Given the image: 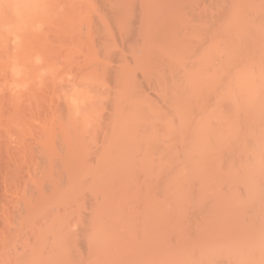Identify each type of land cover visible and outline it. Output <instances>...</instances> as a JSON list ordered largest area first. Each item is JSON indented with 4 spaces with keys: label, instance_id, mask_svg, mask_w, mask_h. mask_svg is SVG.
<instances>
[{
    "label": "bare ground",
    "instance_id": "6f19581e",
    "mask_svg": "<svg viewBox=\"0 0 264 264\" xmlns=\"http://www.w3.org/2000/svg\"><path fill=\"white\" fill-rule=\"evenodd\" d=\"M91 1L93 2V0H0V166H2L0 174L4 177V182L7 181L4 184L0 182V188L5 186L3 187L5 192L6 190H8L7 192L10 191V195L23 193L24 196H29L28 198L24 197L25 200L21 197L23 199V201H21L22 199L20 200L21 204H18V199L15 198L17 200L14 201L17 203L15 202L14 206H21L20 215L26 214L22 218L23 220L29 214L31 216L34 215L30 219H25L26 222L19 223L23 227L21 229H18L20 228L18 224L12 230H10L12 227L8 229L6 225L7 230L0 231L2 238L7 240L3 248L8 243L11 244V240L14 237L12 245L17 244L14 242L18 240L27 243L29 242L27 238H34L39 231L36 239H30L31 243L32 240H35V243L31 244L33 248L27 247L25 249V247L22 249L29 251L28 253H20L19 251L16 252L20 253L18 256L11 257L10 254H7L8 250L1 249L0 255H2L1 257L5 256L6 259L3 261L4 259L0 257L2 259L0 261H3L0 264H36L38 260L37 254H40V250L43 249V246L46 247L49 242L48 246H51L49 247L51 250L48 248L47 250L49 251L42 250L49 252L47 256H43V258L45 257L44 260H47V258L51 259L50 254L52 253L55 254L53 256L56 259L59 256L63 260H67L66 257L69 256L72 261L74 253L76 257H79H75L76 259H80V256L86 257H82L83 260L72 261L73 264H84L88 261H94V257H100L98 255L99 251L111 250L110 242L112 241L109 239L115 238L113 235L120 236V234L113 231L116 225L120 224L123 226L127 224L129 227L134 228H131L132 231H137V235L144 236L146 234L144 231L139 232L150 227L142 228L138 226L140 230L135 229L132 224L136 221L138 222V220L132 218L126 212H129L128 205L130 204L128 203H134L135 200L141 201L142 209L146 208V210H142L144 212L142 215L147 213L148 215L143 216L148 220L151 219L149 221L152 225L157 223L164 228L163 235L156 233H151L154 234L151 235L148 232L147 235H157L156 238L160 236L163 239H159L163 243L170 236L172 237L169 239L179 238L180 236V238H183L184 236L181 232L177 233L178 228L184 229L185 221L188 220L187 218L192 217L189 215L188 217L186 214H189V212L190 215L195 213L193 215L195 222H191L192 224L187 222L190 225L186 226L187 228L184 231L188 235L186 230L192 228V234H195L196 239L192 238L193 240L189 241L192 245L190 246L189 243L186 249L180 248L181 251L172 247L179 253L173 252V250L170 251L171 253H166L167 256L162 253L161 256L164 255L163 259L168 261L162 260L163 264H264V0H235L234 3L232 1L230 9H223L222 6L226 7V1H223L225 4L221 5L222 0H218L220 1L218 3L219 8L216 7V9L214 8L216 5L211 4L213 7H209L208 11L214 9L212 12H210L211 10L209 11V13H214L217 10L219 11L217 15L220 17L223 11L224 14L221 19L218 16L213 17V14L207 15L208 13L203 12H208L207 9L205 10L207 8L205 7L206 5L204 8L201 7L208 1L204 2V0L200 6L202 9L198 8V10H201L200 14L203 12L205 17L212 16L210 22L213 20L211 22L213 24L209 23L210 25L207 24L208 22H204V20L207 21L208 19L197 21V18H200L197 16L199 11L190 10L194 8H189L193 5L195 7L200 5L196 3L197 1L199 3L200 0H196V2L193 0L195 4L191 2L192 6L190 4V6L186 5L188 7H183V4H187L189 0H180L179 2L183 1L181 3L178 2L181 6L173 4L180 6L182 9H178L180 14H175L173 13L176 12L175 6H173L174 11L172 10L171 13L176 16L173 15L174 17L172 16V18L170 17L171 13L168 14L171 9L168 11L166 6L178 0H140V2L143 1L142 3H144V9H140L144 11L138 10L139 7L136 8L139 13L140 11L143 13L142 15L138 13L142 19L138 14H135L137 12L133 8V6L135 7L134 4H138L137 0L133 2L129 0V2L133 3H130V5H133L132 8H129L128 0H111L110 2L101 0V3L105 2L103 5L98 4L101 9L96 3L98 0H95L93 4ZM210 1L216 2L217 0ZM97 8L99 12L97 10L94 17L95 20H93L92 17ZM107 8H111L109 9L111 12H108ZM103 9L107 10L103 11ZM130 9L133 11L132 13L130 12L133 15L129 14ZM185 11L198 12L196 20H190V22L200 23L192 25L187 22V15L190 16L193 12L188 14ZM98 13L103 14V17ZM110 13L111 19L108 15ZM134 14L138 15L140 21H143L140 22L141 25L138 23V25L142 26L141 29L134 28V31L136 29L141 31L136 32V34L141 33L140 38L142 40L138 39L141 41H139L140 44L131 40V43L134 42L133 44L128 45V47V43L124 45V48L131 50L129 54L126 49L124 51V48H121V45L119 47L118 43L116 44L113 43L114 41L109 40L113 36L115 38V35L112 36L111 33L112 31L114 34V29L109 30V22L107 23L105 20L110 19L109 21H112L110 22L111 24L114 23L117 29H122V34H126L125 38L127 39L128 33L134 32L132 29L135 25H132L131 21L135 22L138 19L137 17L133 18ZM201 16L204 18V15L201 14ZM99 17L101 20L103 19L101 21L102 24H100ZM216 19L219 21L215 22ZM176 22L184 25L180 26ZM174 23L177 24L176 26L179 25L177 29L174 28L176 27ZM187 23L191 24V26L187 27L189 26ZM160 24L164 25V28L161 29L159 27ZM185 25L188 29L185 27L184 30L191 32H183L184 30H181ZM156 26L160 28L159 31L158 28H154ZM116 27L114 28L116 29ZM191 27L192 29H189ZM204 28L208 29L205 31ZM155 29L157 30L154 31ZM151 30L154 33L151 34ZM119 32L121 33V31ZM181 32L182 36L185 33L184 38L179 35ZM205 33L207 35L203 36ZM174 34L179 36H174ZM109 35L111 36L108 39ZM180 36L182 38H179ZM101 37L102 39L105 38V40L103 41ZM120 37L122 39L124 36ZM202 43L205 45L202 46ZM113 44H116L117 48ZM191 44L193 48L190 46ZM115 49L125 52L126 55L124 53L123 55L120 54L122 57H129L120 58L118 61V63L120 62L118 64L119 68L113 71L111 68L114 67L112 65L109 67L110 63H107V61L111 60L112 64L115 56L113 52L117 51ZM111 55L114 56L111 58ZM137 72L141 74H136ZM110 84L114 88L112 91L109 89L111 87ZM150 87L155 92H146ZM105 106L108 107L105 111L106 113L103 112L104 108H106ZM109 109H111L110 117L107 116V112H110L108 111ZM35 122H37L38 126H35ZM99 128L100 130H98ZM35 130L36 132H34ZM97 130L99 131L98 135H96ZM101 130L105 132V135H103L104 139L101 136ZM27 134H33L34 137L29 136L33 138L34 143L32 140L29 142L31 138L27 140ZM95 139L97 143H94ZM100 139L103 143L99 144ZM96 144L98 146L103 145L101 151L98 149L100 153L97 152L96 154L98 158L95 159L97 164L89 161L94 156L93 153L95 154L96 152L95 149H92L96 147L94 146ZM34 148H37V150ZM35 151L38 153H35ZM135 162H138L139 166L133 167L132 163ZM29 163L34 167L33 173L40 172L38 174L26 173L28 181L24 180V183L31 182V179L35 181L33 185L36 184L37 194L33 193V198L28 195L31 192L27 190L31 189L32 182L29 185L23 184L25 186L23 191L26 193L21 192L22 185L20 187V183H17L24 174L22 172L25 169L22 167L29 169L30 167H27L31 166ZM39 163L42 164L40 167L42 169L36 171L37 169L35 168H40L34 165H39ZM90 163L92 164L90 165ZM93 164H95V167L92 166ZM126 164H131L129 170L131 167V169L135 168L130 170L135 174L138 169L136 167L141 166V169L146 170H141L142 174L146 175L138 177L144 183H148L146 182L148 178L164 184L165 182H159L157 178L162 176L173 182V186L165 184L167 185L165 189L164 185L159 186L150 181L148 184L153 183L160 188L155 189L152 184L151 189H155V192L150 191V188L146 189L145 192H142V190H131L133 187L130 185L128 187L126 185L127 182L132 181L130 183L132 185L135 184L133 186L136 187L142 185L138 187L139 189L144 186V183L138 184L132 180V174L126 173L122 169ZM54 166L56 167L54 168ZM147 168L151 169L149 172L151 177L148 176L149 173L147 174ZM32 169L30 168L29 170L32 171ZM54 170H57L58 174ZM53 172L56 177L54 182L50 180L53 179ZM105 172L109 173L105 174L108 179L104 180L106 178L104 177L97 180V176L99 174L103 175ZM116 173H118L117 176ZM45 177L49 178L46 179ZM43 178L47 182L48 180L52 181V186H49L51 185L50 183L45 184ZM89 178H91L90 180L94 179L95 189L84 188L92 184L90 180L89 184H87L88 182L85 184L84 181H88ZM95 180L105 181L106 183L97 185ZM114 180L119 183L115 185ZM18 182L22 183V181ZM108 184L109 186L113 185L111 187H115L117 192L112 191L114 197L110 194L112 199L110 197L107 199L116 200L117 202L107 200L109 203L106 201V204H112L113 202L109 206H114L115 208L112 207L113 209L111 210V208L106 207L109 210L107 209L108 212L104 214L103 206L101 205L102 207H100L97 204L98 197L95 198L97 199L93 201L95 206L92 207V210L89 209L91 214H93L89 217L94 221L93 226L89 227L90 224L85 226L89 230L83 226L86 229L85 231L88 230V233L86 232L87 235H90L89 237L84 235L85 241L82 243L91 240L89 242L91 243L89 248L90 250L92 249L90 253L94 255L97 252V256L89 253L84 255L83 252L84 250L87 251V249H84L82 253H77V255L75 253L78 249L74 250L75 246H79L82 243L79 244L77 241L74 243V240H81L82 236H77L80 235L78 234V229L71 230V226H73L71 223L74 222L71 219L74 220L76 218L74 216L70 217V215L75 214L70 213L74 212L72 211L74 202L77 203L74 198L82 190L86 189H90L89 193L83 191L86 194L91 195L93 192L100 191L99 195L101 196V193H103L101 192L103 191L102 189L110 188L107 187ZM96 186H99V188ZM47 187L48 189H45ZM49 187H52V189ZM161 187L164 190H168L164 195H157L160 199H162L161 197L164 199L160 200L156 196L152 198L151 195H156L154 193L159 191L158 189H161ZM168 187L172 188V192ZM80 188L83 189L79 191ZM219 190L222 192H218ZM13 191L17 193H11ZM135 192L139 194H135ZM108 193L105 192V194ZM195 193L197 194L194 195ZM4 194L6 195L7 193ZM81 194L83 195V193ZM217 194H220V196H217ZM5 195L3 197H6ZM82 195L80 196L82 197ZM209 195H214L217 198ZM94 196L98 195H93L92 197ZM195 198L197 200L198 198L200 199L197 202V200H193ZM2 199L12 200L10 198ZM44 200L48 204H44ZM82 201L85 202L84 200ZM175 201L177 202L174 203ZM81 203L76 205H81ZM207 203L211 205L209 206ZM2 204L6 206H2L3 211L0 212L2 214L0 219L4 215L3 219L8 221L11 215H9L10 213L8 214V220L5 218L8 213L6 209L9 208L10 211V208L13 207L10 206L12 202L9 204L10 207L7 206V201L6 204L2 201ZM106 204L103 205L106 206ZM50 205L54 208L61 206L60 208L63 207V209H55V214L52 216L50 212L45 214L46 212L44 211ZM145 205L146 207H144ZM180 205L182 206L180 207ZM132 206L134 209V205ZM176 206L183 210V212H177L179 216L175 213V209L180 210ZM183 206L185 207L182 208ZM214 206H218V208ZM39 207L43 209H41L43 212L38 210ZM190 207H193L194 210ZM99 208L101 209L100 212ZM187 208H190L188 209L189 212H187ZM115 209L120 210L116 211ZM14 210L11 208L13 213ZM110 211H113L112 215ZM19 213L13 216L15 217ZM249 213L253 214L255 220L251 219ZM100 214L104 215L101 216ZM231 216L232 218L227 219V217ZM68 217L70 218L68 219ZM172 217L178 220L176 221ZM15 219L17 220L16 217ZM102 219L110 222L105 224L106 222L102 221ZM196 219L198 220L196 221ZM231 219L234 222H231ZM121 220H124L123 222L125 223L121 222ZM189 220L192 221V218ZM227 220L232 224L236 221V224H233L235 227H232L236 228L233 231L237 230L236 234H234L236 236H232L230 233L231 226L225 225V223H229ZM77 221H81V219ZM178 221H184L180 222L183 223L180 227ZM250 221L256 222L250 223ZM11 223L13 224V222ZM32 223L33 226L37 225L35 227L39 230L36 231L35 229L36 232H32L31 230L35 228L32 226L33 228L30 229ZM76 223L78 225L81 222ZM136 224L141 225L140 222ZM217 224L224 225L219 226ZM0 225L2 227L3 224ZM77 225L75 226L81 227V225ZM109 225L114 226L108 227ZM120 225L119 227H121ZM216 225L219 226V229ZM126 226L122 228H126ZM5 227L3 226V229ZM212 227L215 228L213 229ZM0 229L2 230V228ZM15 229L19 231L16 232L17 230ZM150 229H148L149 232L154 230ZM9 230L12 232H7L4 236L3 233ZM119 230L121 229L119 228ZM128 230L123 229L120 232L123 235L122 231L125 233ZM194 230L197 235L193 233ZM74 231L78 232L73 233ZM132 231L129 230L128 232ZM29 232L35 234H30L28 237L23 235ZM214 232H219L221 235ZM112 233L113 235L108 237ZM15 235L27 238L19 237L17 239ZM132 235L134 236V234ZM74 236L78 238H74ZM127 236H131V234ZM134 237L131 236L130 238L137 239L136 236ZM2 238H0V241L5 243V240H1ZM141 239L146 240L145 237ZM205 239L208 240L203 242ZM115 240L113 241L114 243H116ZM139 240L138 238V240H133V242ZM143 240L140 241L142 242ZM180 241L176 240V242ZM183 241L180 244H186ZM141 242L136 243L138 247H141L140 250L144 249L142 246H145L143 245L144 241L141 244L142 246H139ZM145 242L147 243L148 241L146 240ZM150 244L152 243L150 242ZM24 245H28V243ZM20 246L22 247V245ZM163 246L166 247V245ZM9 247L6 249H9ZM15 248L17 247L15 246ZM12 249L15 250L14 248ZM38 251L40 252L38 253ZM92 251L94 252L92 253ZM105 252L100 254H105ZM40 255H43V252ZM7 256L8 258L9 256L14 258V261L16 259V261H11V258L7 259ZM53 256L52 259L56 260ZM112 256L114 258L116 255L113 254ZM158 257L161 258L159 255ZM158 257H155V259H158ZM41 258L39 257V260ZM85 258H89V260L85 261ZM113 258L112 262H114ZM101 259L104 260L105 258ZM146 260L149 262L150 259L147 258ZM95 261L86 264H93ZM97 261L101 264V260ZM62 263L64 264L63 261ZM155 263L162 264L158 260Z\"/></svg>",
    "mask_w": 264,
    "mask_h": 264
},
{
    "label": "rangeland",
    "instance_id": "374dc122",
    "mask_svg": "<svg viewBox=\"0 0 264 264\" xmlns=\"http://www.w3.org/2000/svg\"><path fill=\"white\" fill-rule=\"evenodd\" d=\"M96 1H97V0H96ZM100 1H101V0H98V2H96L97 5H98V4H100V5L102 4V5H103V3H105V2L101 3ZM102 1H105V0H102ZM107 1L110 2L111 0H107ZM130 1L133 2L134 0H130ZM179 1H180V0H178L177 2L174 1V3H171L172 6H171V5H169V6L167 5L168 7L166 6V8H168V11H169V9H171L170 12H169L168 14H170V13L172 12V10L174 11V8H175V11H176V12H173V13L178 14V13L180 12V10H179V12H178V9H179L180 6H181L180 4H178ZM194 1L196 2V0H194ZM203 1H204V0H200L199 3H198V1H197L196 3H197V4H200V5H198L197 7H195V5L192 6V3L195 4V2H193V0H192V1L189 0V2L186 1V2H188L187 4H183V3H182V4H183V7H185L186 5H189V4H190L192 7H189V8H194V9H190V10H196V11H199V13L196 12V11H195V12L191 11V12H193V14H195V15H193V14H190V16L187 15V17H186V19H187L186 21H187V22H190V20H191V21L196 20L195 18H196L197 16L200 17V18H197V19H198L197 21H203L204 19H208L207 21L204 20V22H208L207 24H209V23H210V24H213V23H211L213 20L210 22V18H212V16H213V17H217V16H218V18L221 19V17H222L223 14H224L223 11H222L221 17H220L219 15H217V12H219V11H217V10H215L214 13H209L210 10H211L210 12H212L214 9H213V10L210 9V10L208 11L209 7H211L212 5H216V6H214V8H216V7L219 8L218 3H220V1L217 0L216 2H213V1L208 0L207 3H208L209 5H208L207 3L203 4ZM223 1H226V4H225V2H223ZM232 1H233V3H234L235 0H222V2H221L222 4H221V5L225 4V6H226V7L222 6V8H223V9H225V8H226V9H230V8H231V5H232ZM91 2H92V1H91ZM128 2H129V0H128ZM132 2H129V6H130L129 8H132L133 5H130V3L133 4ZM139 2H140V0H137V3H138V4H134L135 7L133 6L135 12H137V13H135V14H138V13H139V11H137V8H136V7H139L138 10H142V9H140V8H143V7H144V5H143L144 3H142L143 1L140 2L141 4H140ZM181 2H183V1H181ZM181 2H179V3H181ZM191 2H192V3H191ZM201 2H202V3H201ZM204 2H206V0H205ZM210 2H213V3H210ZM93 3H95V0H93L92 4H93ZM106 3H108V2H106ZM173 4H177V5H180V6L173 5ZM201 4H203V5L201 6ZM211 4H212V5H211ZM97 5H96V7H97ZM100 5H98L99 9H101V8H100ZM190 5H189V6H190ZM205 5H206V6H205ZM106 6H107V5H106ZM108 6H109V5H108ZM170 6H171L172 8H171ZM173 6H175V7L173 8ZM200 6H201L202 8H204V6L207 7V8H205V10L207 9L208 12L203 11V12H205V13H208L207 15H211V14H213V15H212V16H207V17H205V14L202 12L201 14L204 15V18H202L201 14H200L201 10H198V8H200ZM94 7H95V6H94ZM104 7H105V4H104ZM104 7H102V8H104ZM169 7H170V8H169ZM176 7H178V8H176ZM186 7H188V6H186ZM212 7H213V6H212ZM212 7H211V8H212ZM135 8H136V9H135ZM166 8H165V9H166ZM196 8H197V9H196ZM202 8H200V9H202ZM217 8H216V9H217ZM94 9H95V8H94ZM107 9H108V10H107ZM107 9H105V10H107L108 12H111V11H109V9H111V8H107ZM143 9H144V8H143ZM180 9H182V8H180ZM97 10H98V8L95 10V13H94V15H93V17H92L93 20H95L94 17H95V15H96V13H97ZM105 10L103 9V11H105ZM187 10H189V9H187ZM203 10H204V9H203ZM219 10H221V9H219ZM92 11H93V10H92ZM107 11H106V12H107ZM142 11H144V10H142ZM164 11H167V10H164ZM225 11H226V10H225ZM93 12H94V11H93ZM98 12H99V10H98ZM108 12H107V13H108ZM130 12L132 13L133 11H131V9H130V10H129V14H131ZM185 12H187L188 14L191 13L190 11H185ZM185 12H184V13H185ZM215 12H216V13H215ZM220 12H221V11H220ZM140 13H141V15L143 14L141 11H140ZM140 13H139V14H140ZM197 13H198V15H197ZM225 13H226V12H225ZM91 14H92V12H91ZM98 14H100V13H98ZM135 14H134L133 18H134V17H137V18H138V15H139V14H138V15H135ZM175 14H172V13H171V14H170L171 16H170V15H169V16L172 18L173 15L176 16ZM179 14H180V13H179ZM215 14H216V15H215ZM100 15H101V17H103V16H102L103 14H100ZM108 15H109V18L111 19V16H110L111 13L108 14ZM131 15H133V14H131ZM141 15H139L140 18H141ZM165 15H167V13H165ZM185 15H186V14H185ZM196 15H197V16H196ZM199 15H200V16H199ZM98 16H99V15H98ZM129 16H130V15H129ZM163 16H164V15H163ZM174 16H173V17H174ZM194 16H195V17H194ZM104 17H105V16H104ZM189 17H190V18H189ZM192 17H193V18H192ZM208 17H209V18H208ZM106 18H107V17H106ZM106 18H105V19H106ZM201 18H202V20H200ZM98 19H100V17H99ZM110 19H109V20H110ZM141 19H142V18H141ZM192 19H193V20H192ZM107 20H108V19H106L105 22H107V23H108V22H109V23L112 22V21H109V20L107 21ZM130 20H132V19H130ZM130 20H128V21H130ZM136 20H137V21H136ZM136 20H135V22H133V20L131 21V22H132V25H135V27L133 26V29H132L133 31H134V28H140V29L142 28V26H140V25H141L140 22H143V21H140L139 18L136 19ZM101 21H103V19H102V20L100 19V24H102ZM160 21H161V20H160ZM168 21H169V20H168ZM176 21H177V20H176ZM216 21H219V20L216 19L215 22H216ZM113 22H114V20H113ZM204 22H202V24H204ZM109 23H108V26H110V28H109V27H108V28H109V30L114 29V34H113L112 31H111V33H112V36L115 35V38H114V36H113V38H112L113 40L110 38L111 35L108 36V39L110 38V39H109L110 41H114L113 43H116V44L118 43L119 47H120V45H121V48H124V45H126L127 43H128V44H127V47H128V45H131V44H133L134 42L140 44L141 41L138 40V39H141V38H140V37H141V35H140L141 33H137V34H136V32H141L139 29H136L133 33H132V32H131V33H128L129 36H128L127 39H126V38H125V35H126V34H124V35L122 34V33H123V30H122V29L118 28V29H120L119 31H121V33H120L119 31H117L118 29H117V27L114 25V23H112L114 26H113L111 23H110V24H111V25H110ZM138 23H139L140 25H138ZM176 23L180 24V22H176ZM190 23H191L192 25H194V23L198 24V23H200V22H198V23H197V22H190ZM158 24H159V23H158ZM181 24H182V23H181ZM181 24H180V26H183V25H184V24H183V25H181ZM191 24H188V23H187V25H189V26H187V27H190ZM210 24H209V25H210ZM142 25H143V24H142ZM160 25H161V24H160ZM160 25H159V27H161V29L164 28V25H161V26H160ZM176 25H177V24L174 23V26H176ZM112 26H113V27H112ZM128 26H129V24H128ZM174 26H173V27H174ZM111 27H112V28H111ZM114 27H116V29H115ZM178 27H179V25L176 26V27H174V28L177 29ZM185 27H186V25L184 26V28L182 27L183 29L181 28V30H184ZM187 27H186V28H187ZM130 28H132V27H130ZM152 28H153V27H152ZM152 28H150V29H152ZM154 28H158V26H156V27H154ZM159 29H160V28H158V31H159ZM175 29H173V30H175ZM179 29H180V28H179ZM187 29H188V28H187ZM189 29H192V27L189 28ZM200 29H202V28H200ZM204 29H205V31H206L208 28H207V29L204 28ZM85 30H86V29H85ZM130 30H131V29H130ZM137 30H139V31H137ZM156 30H157V29H155L154 31H156ZM115 31H116V32H115ZM151 31H152V32H150L151 34L154 33L153 30H151ZM187 31H188V30H184L183 32H187ZM129 32H130V31H129ZM178 32H180V31L178 30ZM188 32H191V31H188ZM202 32H204V31H202ZM116 33H117V34L120 33V34H118V36H117ZM126 33H127V32H126ZM134 33H135V34H134ZM174 33L177 34L176 32H174ZM175 34H174V36H177V35H175ZM119 35H120V36H124V37H122V39H121V37H120ZM136 35H139V36H136ZM179 35L182 36V32L179 33ZM179 35H178V36H179ZM205 35H207V34H206V33L203 34V36H205ZM101 36H102V35H101ZM178 36H177V37H178ZM181 36H180L179 38H182L183 36L185 37V33H183V36H182V37H181ZM103 37H104V36H103ZM137 37H138V38H137ZM184 37H183V38H184ZM118 38H119V39H118ZM123 38H124V40H123ZM203 38H205V37H203ZM101 39H102V37H101ZM200 39H201V38H200ZM206 39H208V37H206ZM206 39H204V40H206ZM102 40L104 41L105 38L102 39ZM119 40H120V42H119ZM128 40H129V41H128ZM131 40H133L134 42L131 43ZM141 40H142V39H141ZM195 40H196V39H195ZM201 40H203V39H201ZM139 41H140V42H139ZM194 42H195V41H194ZM194 42H192V44H194ZM123 43H125V44H123ZM116 44H113L114 47H116ZM138 44H137V45H138ZM192 44L190 45L191 47H192ZM198 45H199V44H198ZM201 45L203 46V45H205V44L202 43ZM134 46H135V45H134ZM114 47H113V48H114ZM119 47H118V48H119ZM195 47H197V45H195ZM116 48H117V47H116ZM121 48H120V50H121ZM192 48H193V47H192ZM199 48H201V47H199ZM125 49H126V52H127V53L131 52V50H129V48H124L123 50L125 51ZM115 50H117V49H115ZM120 50H117L116 52L114 51L113 54H114L115 56L119 54L118 56H121V57L118 58V56L115 57L114 55H111V58H112V56H114L113 60H115V62H113V60H112V64H111V60L107 61V63H110L109 67H110L111 65H112V67H114V68H111V70H113V71H115L116 68H119L118 64H119L120 62L118 63V61H119L120 58H123V57H124V58H125V57H129V56H123V57H122L123 53H124V55H126V54H125V52H121V51H123V50H121V51H120ZM191 51H192V50H191ZM120 52H121V53H120ZM115 53H117V54H115ZM120 54H122V55H120ZM129 54H130V53H129ZM131 56H132V55H131ZM111 58H110V59H111ZM116 58H117V59H116ZM121 60H122V59H121ZM116 63H117V64H116ZM113 64H115L116 66L113 65ZM116 70H117V69H116ZM138 71H140V70L138 69ZM133 72H134V71H133ZM135 72H136V70H135ZM139 73H140V72H137L136 74H139ZM140 74H141V73H140ZM139 79H140V78H139ZM111 84H112V83H111ZM111 84H110V85H111ZM146 88H148V87H146ZM151 88H152V87H150V89H149V90H151V91H149V90L147 91V90H146V92H150V93H151L152 91L155 92V91L153 90V88H152V89H151ZM109 89L112 91L114 88H113V86L111 85V87H110ZM152 94H153V93H152ZM107 106H109V104H107ZM105 107H106V106H105ZM107 108H108V107L104 108V109H105V110H103L104 113H106L105 111H106ZM108 111H110V112H107V114H108L107 116L110 117V116H111V109H109ZM108 119H109V118H108ZM35 123H36L35 126H38L37 122H35ZM35 123H34V124H35ZM102 127H103V126H102ZM104 128H106V127H104ZM37 129H38V128H37ZM37 129H36V130H37ZM32 130H33V129H32ZM36 130H35L34 132H36ZM98 130H100V128H99ZM98 130H97V132H96V135L99 134V133H98V132H99ZM102 130H104V129H102ZM102 130H101V136H102V138L104 139V136H103V135H105V132L102 131ZM32 133H33V132H32ZM27 135H28V136L26 137L27 140H28V138H31V137L33 136V134H32V135L27 134ZM29 135H30L31 137H30ZM34 135H36V134H34ZM33 137H34V136H33ZM97 138H99V137H97ZM100 138H101V137H100ZM102 138H101V139H102ZM32 139H33V138H31L29 142H31ZM101 139H100L99 142H98L99 144H100V143H103V142H101L103 139H102V140H101ZM97 141H98V139H97ZM32 142H33V140H32ZM95 142H96V139H95L94 143H95ZM33 143H34V142H33ZM33 143H32V144H33ZM96 143H97V142H96ZM32 144H31V145H32ZM35 146H37V145H35ZM94 146H96V147H95V148H92V149H95V150H96V152L93 151V152H95V154L93 153V155L95 156V158L93 159L94 156H92V157H91V156H88V157H91V159L89 158V159H90L89 161H92V163L97 164V163H96L97 160H95V159H98V158L96 157V154H97V152L100 153V151H101L103 145H102V146H98V145L96 144V145H94ZM91 147H93V146H91ZM96 148H97V149H96ZM34 149L37 150V148H34ZM98 149H99L100 151H99ZM97 150H98V151H97ZM35 153H38V152L35 151ZM90 154L92 155V152H91V151H90ZM90 154H89V155H90ZM98 156H99V155H98ZM94 160H95V161H94ZM92 163H90V165H91ZM27 164H28V163H27ZM27 164H26V165H27ZM29 164H31V163H29ZM40 164H41V163H39V165L37 164V165H34V166H35V167L39 166V168H40V167L42 166V164H41V165H40ZM95 164H93L92 166L95 167ZM138 164H139L138 162H135V163H132V166H133V167H135V166H139ZM90 165H89V166H90ZM130 165H131V164H126V165L123 166L122 169H123L126 173H131V174H132V177H133L132 180H133V181L137 182L138 184H142V183H144L143 180H141V179L138 178V177H142V176L146 175V174H142L143 172H141V170L144 171L145 169H141V166H140V167H136V168H138V169H137V171H136L137 173L135 174V173H133V172L130 171V170H133V169H135V168L131 169V168H132V167H131L130 170H129ZM141 165H142V164H141ZM32 166H33L32 164H31V166H27V167L33 168L32 171L29 170L30 168L27 169L26 167L23 166L22 168L25 169L24 171L22 170V171H23L22 173H24V174H23V177H22V179L20 178V179L18 180V181H22V183L17 181V183H20V184H19L20 187H21V185H22V188H21L22 190L19 189V190H21V192L24 190L23 187H25V186H23V184L29 185V184H31V182H32V184H31V189H30V190L27 189L28 192H29V191L31 192V193H28V195H30L31 198H33V195H32L33 193H34V194H37V189L35 188V185H36V184L33 185L35 181H32V179H31V182L24 183V182H25L24 180L28 181V179H27V178H28V177H27L28 175H27V174H28V173H30V174L33 173L34 167H32ZM1 167H2V166H0V168H1ZM55 167H56V166H54V168H55ZM144 168H145V167H144ZM1 169H2V168H1ZM35 169H37L36 171H38V170H41L42 168L38 169V167H37V168H35ZM56 169H57V168H56ZM150 170H151L150 168H147V174L150 172ZM26 171H27V172H26ZM29 171H30V172H29ZM55 171H56V173H57V170H54V172H55ZM134 171H135V170H134ZM139 171H140V172H139ZM145 171H146V170H145ZM54 172H53L54 175H52V178H53V179H50V180H52L53 182L56 181V179H55L56 177H55V173H54ZM167 172H168V171H167ZM167 172H166V173H167ZM26 173H27V174H26ZM34 173H35V172H34ZM34 173H33V174H34ZM38 173H40V172H36L35 174H38ZM106 173H107V172H105L103 175H102V174H99V175H98L99 177L97 176V178H98L97 180H99V179H101V178H104V177H106V178H104V180H107L108 178H107V176H105ZM118 173H119V172H118ZM118 173H116V176L118 175ZM122 173H123V172H122ZM138 173H140V174H138ZM57 174H58V173H57ZM89 174H91V173H89ZM89 174H87V175H89ZM107 174H109V173H107ZM119 174L121 175V173H119ZM24 175H26V176H24ZM38 176H39V175H38ZM53 176H54V177H53ZM57 176H58V175H57ZM84 176H85V175H84ZM100 176H103V177H100ZM148 176L151 177L150 173L148 174ZM148 176H147V177H148ZM153 176H156V175H153ZM158 176H159V175H158ZM163 176L165 177V175H163ZM167 176H169V175H167ZM45 178H46V177H45ZM47 178H49V177H47ZM47 178H46V179H47ZM82 178H84V177L82 176ZM92 178H93V176H92ZM157 178H158V181H159V182L162 181L163 183H164V182H165V183H164V184H162V183H158V182H155L154 179L149 180L148 178L146 179V182L149 183V182L151 181V182H153V183L158 184L159 186H163V185H164V186H165V189H166V186H167V185H165V184H169L168 186H173V185H172L173 182H171L169 179L163 178L162 176H161V177H157ZM157 178H155V179H157ZM46 179L43 178V180H45V181H44L45 184H46V183H47V184H49V183H50V184L53 183L52 181L50 182V180H48V182H47ZM54 179H55V180H54ZM90 179H91V178H89L88 181H84V179H83V181L85 182V184H86L87 182H88L87 184H89V180H90ZM139 179H140V180H139ZM150 179H151V178H150ZM159 179H160V180H159ZM171 179H172V178H171ZM1 180H2V181H1ZM29 180H30V179H29ZM93 180H94V179H93ZM93 180H90V181H92V184L90 185L91 187H90V186H85V187L83 186V187H84V188L89 187V188H93V189H95V185H94L95 183H93ZM4 181H5L4 177H2V175L0 174V182H1V184H4V183L7 182V181H6V182H4ZM83 181H82V182H83ZM95 181H96V180H95ZM42 182H43V181H42ZM44 182H43V183H44ZM84 182H83V184H84ZM96 182H97V185H100L99 183H103V184L106 183L105 181H104V182L96 181ZM130 182H132V181L127 182L126 185H128V187L132 186L133 189H131V190H134V191H141V190H142V192H143V191L145 192L146 189H149V188L151 189V188H152V184H153V183H152V184L144 183V186L141 187V188L139 189L138 187H140V186H142V185H138V187H136V186H133V185H135V184L132 185ZM43 183H42V184H43ZM112 183H113V182H112ZM114 183H116L115 180H114ZM118 183H119V182H118ZM118 183H116L115 185H117ZM137 183H136V184H137ZM8 184H9V183H8ZM10 184H11V183H10ZM85 184H84V185H85ZM109 184H111V183H109ZM109 184H108L107 187H110V188H106V189H105L106 191H105L104 189H102L103 191H101V192H103V193H101V196L99 195V194H100V191H98L99 193H98V192H93V194L91 193V195H89V194H86V193H89V190H90V189H89V190L86 189V190H82V191H81V189H83V188H80V189H79V191H81V193H83V195H82L81 193H80V194H77L78 196H75V198H77V197H79L80 195H82V197L80 196L82 199H81L80 197L77 198V199L74 198V200H76L77 203L74 202V206H73L74 208L72 209V211H74V212H70V213H75V214H74V215H70V217L72 218V216H74V217H76V218H74V220L71 219V220L74 221V222H72V221H69V222H72L71 225L73 224V226H71V227H72L71 230L73 231V229H74V230H77V229H78L79 232H78V231H76V232H78V234H80V235H77V236H80V237L82 236V237H84V238L81 237V240H82V241L79 240V239L74 240V243H75V241H77V242L80 244V243H82L83 241H85V236H84V235H86V236H88V237H89V235H90V234L87 235V233H88L87 231L89 230V228H87V227H85V226H88V224H90L89 227L93 226V222H94V221H93V219L91 220V219L89 218V217L92 216L93 214H91V212H90L89 209L92 210V207L95 206V203L93 202L95 198L98 197L97 199H99V200H97V199H95V200H97V204H98L100 207L103 206L102 208H103L104 211H105L104 214H106V213L108 212V210H109V209L106 208V207L111 208V210H112L113 208H115L114 206H112L113 208L109 206V205H112L113 202H112V204H106V201H107V200H111V199H112V197L110 196V194H112V191H115V187H111V186H113V185L109 186ZM156 184H153V186L155 187V189H156V188H160V187L157 186ZM195 184H196V183H195ZM75 185H76V184H75ZM79 185L82 186L81 183H79ZM79 185H76V186L80 187ZM92 185H93V187H92ZM129 185H130V186H129ZM155 185H156V186H155ZM0 186H1V185H0ZM43 186H45V185H43ZM49 186H52V184L49 185ZM104 186H105V185H104ZM196 186H197V185H196ZM3 187H5V186H3ZM3 187H1V188H3ZM9 187H10V186H9ZM9 187H7V189L10 190ZM27 187L29 188V186H27ZM32 187H33V188H32ZM45 187H46V186H45ZM96 187L99 188V186H96ZM102 187H103V186H102ZM1 188H0V195H1V196H0V200H2L5 204H6V201H7V203H8L7 206H9L10 202H12V204H10V206H13V207H11L12 210L15 209V210H18V211H15V210H14V213H13V211H11V208H10V211H9V208L6 209V210H8V213L4 211L5 213H7V214H6L7 217L5 216L6 219L9 217V216H8L9 213H10L9 215H11V216L9 217V220L7 219L8 221H6L5 219H3V218H4V215L1 216L2 218L0 219V220H1L0 224H3V225H2V227H0V228H2V230L0 229V231L7 230V228L9 229V228H11V227H12V228H11L10 230H12V229L16 228L17 224H18V226H19V225L21 224L20 222L25 221V219H30V218H32L34 215L31 216V214H29V215L27 216V218L25 217V219L23 220L22 218H24V215H26V214H24V215L21 214V215H20L19 210H20L21 206H20V205H16V206H14V205H15V202H16V201H14V200H17V199H18L17 201H18V204H19L21 201H23L24 197H27V196H24L23 193H22V194L20 193L21 196H20V195H17V194H12V195H10V191L7 192L8 190H6V192H5V190H4L5 188H3V189H1ZM34 188H35V189H34ZM49 188L52 189V187H49ZM103 188H105V187H103ZM112 188H113V189H112ZM45 189H48V187L45 188ZM51 189H50V190H51ZM76 189H77V188H76ZM107 189H109V191H107ZM127 189H129V188H127ZM155 189H151L150 191L155 192ZM168 189H170V188L168 187ZM171 189H172V188H171ZM171 189H170V191H171ZM1 190H2V191H1ZM12 190H13V189H12ZM31 190H33V191H31ZM110 190H111V191H110ZM158 190H159V191H156V193H154V194H156V195H151L152 198L156 196L158 199H160L157 195H164V193H166V191H168V190H164L162 187H161V189H158ZM35 191H36V193H35ZM47 191H48V190H47ZM83 191H85L86 193H84ZM91 191H92V190H91ZM225 191H228V190H225ZM225 191H223V192H225ZM23 192L26 193L25 191H23ZM105 192H106V193L109 192V193H108V194H105ZM115 192H117V191H115ZM131 192H133V191H131ZM171 192H172V191H171ZM218 192H222V191L219 190ZM4 193H7V194L5 195ZM8 193H9V194H8ZM11 193H17V192H14V191H13V192H11ZM49 193H51V192L49 191ZM49 193H47V194H49ZM76 193H78V192H76ZM94 193H95V194H94ZM211 193H212V192H211ZM215 193H216V192H215ZM51 194H52V193H51ZM51 194H50V195H51ZM104 194H105V195H104ZM135 194H139V193L135 192ZM148 194H152V193H148ZM148 194H147V195H148ZM196 194H197V193H195L194 195H196ZM4 195H5L6 197H3ZM22 195H23V196H22ZM25 195H27V194H25ZM50 195H47V196H50ZM75 195H76V194H75ZM93 195H98V196H94V197H92ZM112 195H113V194H112ZM140 195H141V194H140ZM143 195H144V194H143ZM7 196H9V197H7ZM13 196H16V197H13ZM88 196H89V197H88ZM141 196H142V195H141ZM148 196H150V195H148ZM209 196H210V197H211V196H212V197H215L214 195H209ZM217 196H220V194H219V195L217 194ZM21 197H23V199H22ZM28 197H29V196H28ZM28 197H27V198H28ZM35 197H36V196H35ZM50 197H51V196H50ZM83 197H84L85 199H84ZM108 197H110L111 199H107ZM113 197H114V195H113ZM137 197H138V196H137ZM193 197H194V196H193ZM2 198H8V199L10 198V199H12V200H7V199L4 200V199H2ZM15 198H17V199H15ZM19 198H20V199H19ZM45 198H48V197H45ZM45 198H44V199H45ZM138 198H140V197H138ZM161 198L164 199L163 197H161ZM215 198H217V197H215ZM21 199H22V200H21ZM49 199H50V198H49ZM91 199H92V200H91ZM100 199H102V200H100ZM118 199H119V198H118ZM133 199H135V198H133ZM162 199H160V200H162ZM199 199H200V198H198V200H197V199L195 198V199H193V200H197V202H198ZM208 199H210V198H208ZM20 200H21V201H20ZM24 200H25V199H24ZM46 200H48V199H46ZM46 200H44V201H45L44 204L47 203ZM51 200H52V199H51ZM51 200H50V201H51ZM82 200H84L86 203L83 202ZM87 200H88V201H87ZM142 200H144V199H142ZM171 200H172V199H171ZM206 200H207V199H206ZM2 201L0 202V205H1V206H0V212L3 211V210H2V206H3L4 204H2ZM9 201H10V202H9ZM100 201H102V202L99 204ZM111 201H114V200H111ZM115 201H116V200H115ZM115 201H114V202H115ZM130 201H132V200H130ZM13 202H14V204H13ZM48 202H49V201H48ZM81 202H82V203H81ZM116 202H117V201H116ZM144 202H145V201H144ZM176 202H177V201H175L174 203H176ZM192 202H193V201H192ZM194 202H195V201H194ZM16 203H17V202H16ZM78 203H81V205H76V204H78ZM87 203H88V204H87ZM102 203H103V204H106V206H104ZM107 203H109V201H107ZM110 203H111V202H110ZM118 203H120V201H118ZM139 203H140V204H139ZM20 204H21V203H20ZM44 204H43V205H44ZM47 204H48V203H47ZM89 204H90V205H89ZM92 204H94V205L92 206ZM115 204L117 205V203H115ZM128 204H130V205H128L129 209L127 208V209L129 210V212H128V211H126V212H127L128 214H130L132 218L137 219L138 222L141 223V225H137L136 223H138V222H137V221H136V222L134 221L135 223H133L132 226H134L135 229H138V230H140V227H138V226H141L142 228H144V227L147 226V227H150V228H151V229H150V228H147V230H148V229H150V230L154 229V230H152L151 232H149V230L147 231L146 229H143V230L140 231L139 233H141V232L144 231V232L146 233V234H144V236H140V234L137 235V234H138L137 231L134 230V231H136V232H135L136 235H135V233H133L134 231H132V229H134L133 227H129L127 224H125V225H123V226L120 225V224H118V223H121V222H123L124 220H126V219L123 218L124 220H121V222H118V223H117L118 225L115 224L116 227H115V229H113V231H114L115 233H117V234H120V236L118 235V236H119V237H118L115 233H114L115 235H113V233H112V234H109L110 236H108V237H111V235H113L115 238H117V240H115V238H112V239H109V238H108L110 241H112V242H110V246H111V250H112V251L109 250V249H107L108 251L105 250L106 252H105V251H101V252L99 251L98 255H100V257H94V261H95V260H96V261H95V263H93V264H99V261H97V260H101V261H100L101 264H125V263H126V264H151V263H152V264H156V263H155L156 260H158V261H160V263H162V262L165 260V259H163V256L166 255V253L170 252L171 250H173V252H178V251H175V250H176V249H177V250H180V248H184V249H186V247H188L187 245H189V243H190V246L192 245V243L189 242V241H191L192 238H193V239H196V238H195V234H192V231H193L192 228H191V229L188 228V229L186 230V232L188 233L189 236H188L187 234H185V231H184V230L187 228L186 226H189L190 224H192L191 222H193V223L195 222V221H194L195 219H194V216H193L195 213H191V215H190V212L188 211V209L193 208L194 206L186 209L187 212H189V214H186V216H188V215H189V216H192V217H191V218H192V221L189 220V219H191V218H187L188 220L185 221V225H183V226H184V229H182V228H178V232H177V233L181 232V233L183 234V236H184V237H183L184 239H183V238H180L181 236H180L179 238L174 237L176 240H179V241L182 239L180 242H176V240L173 239V238L169 239L170 237H172V236H170V237L166 238V239L168 240V242H167V240H164L165 243H163V242H161V240L159 239V238H162V237L159 236V237H157V238H158V239H157V238H156L157 235H155V236H151V235H154V234H151V233H156V234H162V235H163L164 228H163L161 225L157 224V223H154V224L152 225V224L150 223V221H149V220H151V219L148 220V219H146V218L143 216V215H145V216L148 215L147 213H145V214L142 215V213H144V212H142V210H143L144 208H143V209L141 208V207H142L141 201L138 202L137 200H135L134 203H133V202H132V203L129 202ZM131 204L134 205V209L132 208L133 206H132ZM204 204H205V203H204ZM55 205H57V204H55ZM83 205H84V206H83ZM101 205H102V206H101ZM121 205H122V203H121ZM126 205H127V204H126ZM140 205H141V206H140ZM192 205H193V204H192ZM207 205L210 206L211 204H210V203H207ZM4 206H6V205H4ZM10 206H9V207H10ZM22 206L24 207L23 204H22ZM67 206H68V205H67ZM75 206H76V207H75ZM79 206H80V207H79ZM99 206H96V207H99ZM181 206H182V205H180V207H181ZM23 207H22V208H23ZM41 207H42V206H41ZM47 207H48L47 210L44 211V212H46L45 214H48V212H50V213H51V216H52L53 214H55V209H58V208H59V210H60V209H63V207L60 208L61 206H59L58 208L51 207V205H50V206H47ZM49 207H50V208H49ZM83 207H84V208H83ZM85 207H87V208H85ZM130 207H131L132 209H131ZM144 207H146V205H145ZM180 207L176 206V208H179V209H180V210L175 209V213H176L177 216H179V215H178L179 213H177V212H180V211L183 212V210H182ZM184 207H185V206H183L182 208H184ZM206 207H207V206H206ZM214 207L218 208V206H214ZM219 207H220V206H219ZM5 208H6V207H5ZM13 208H14V209H13ZM116 208H118V207H116ZM125 208H126V207H125ZM41 209H42V208L39 207L38 210H39V211H42L43 209H42V210H41ZM96 209H98V208H96ZM107 209H108V210H107ZM4 210H5V209H4ZM68 210H69V209H68ZM86 210H87V211H86ZM106 210H107V211H106ZM115 210H116V211H119L120 209H119V210L115 209ZM130 210H131V211H130ZM132 210H133V211H132ZM144 210H146V208H145ZM177 210H178V211H177ZM192 210H194V208H193ZM195 210H196V209H195ZM218 210H219V209H218ZM21 211H22V210H21ZM39 211H38V213H39ZM100 211H101V209L99 208V212H100ZM113 211H114V210H113ZM113 211H110V212H111V215L113 214ZM116 211H114V213H116ZM121 211H124V210H121ZM196 211H197V210H196ZM213 211H215V210H213ZM4 212H2V213L5 214ZM11 212H12V213H11ZM42 212H43V211H42ZM57 212H58V211H57ZM87 212H88V213H87ZM131 212H132V213H131ZM134 212H135V213H134ZM146 212H147V211H146ZM187 212H186V213H187ZM192 212H195V211H192ZM17 213H19V214H18L17 216H15V217L17 218V220H16L15 217H14L13 215H15V214H17ZM36 213H37V212H36ZM59 213H61V212H59ZM62 213H64V212L62 211ZM68 213H69V212H68ZM68 213H67V214H68ZM77 213H78V214H77ZM122 213H124V212H122ZM184 213H185V212H184ZM196 213H198V212H196ZM40 214H42V213H40ZM65 214H66V213H65ZM76 214H77V215H80V216H77ZM104 214H100V215L102 216V215H104ZM119 214H120V213H119ZM124 214L127 215L126 213H124ZM182 214H183V213H182ZM182 214H181V215H182ZM200 214H201V213H200ZM249 214L251 215V216H250L251 219H252V220H255L253 214H252V213H249ZM0 215H2V214L0 213ZM87 215H89V216H87ZM108 215H110V214H108ZM108 215H106V216H108ZM130 215H128V216H130ZM176 215H174V216H176ZM196 215H197V214H196ZM19 216H21V217H19ZM43 216H45V215H43ZM47 216H49V215H47ZM51 216H49V217H51ZM117 216H119V215H117ZM121 216H123V214H121ZM189 216H188V217H189ZM197 216H198V215H197ZM199 216H200V215H199ZM70 217H68V219H69ZM195 217H196V216H195ZM200 217H201V216H200ZM10 218H12V219L10 220ZM39 218H42V217H39ZM77 218H80L81 221H77V220H80V219H77ZM101 218H103V217H101ZM149 218H151V217H149ZM172 218H174V217H172ZM230 218H232V216L229 217V218L227 217V219H230ZM234 218H235V217H234ZM234 218H233V219H234ZM236 218H237V217H236ZM14 219H15V220H14ZM68 219H67V220H68ZM82 219H85L86 221H85V220L82 221ZM169 219H170V218H169ZM174 219H176V218H174ZM180 219H181V218H180ZM183 219H185V218H183ZM233 219H231V222H234V220H236V219H234V220H233ZM251 219H250V220H251ZM3 220H5V221L2 222ZM12 220H13V221H12ZM19 220H20V221H19ZM40 220H42V219H40ZM46 220H49V219H46ZM75 220H76V222H81V223L77 225V223L75 222ZM130 220L133 221L131 218H130ZM152 220H153V219H152ZM177 220H178V219H176V221H177ZM197 220H198V219H196V221H197ZM102 221H104V220L102 219ZM127 221H129V219H127ZM141 221H142L143 223H142ZM227 221H229V220H227ZM5 222H8V223H5ZM11 222H13L14 225H13ZM14 222H18V223L15 224ZM25 222H26V221H25ZM43 222H44V221H43ZM83 222H85V223H83ZM104 222H106V221H104ZM108 222H110V221H108ZM108 222H106L105 224H107ZM153 222H155V221H153ZM178 222L180 223V222H184V221H178ZM187 222H190V224H187ZM219 222H221V221H219ZM252 222H256V221H250V223H252ZM9 223H11V224H9ZM19 223H20V224H19ZM111 223H112V222H111ZM123 223H125V222H123ZM123 223H121V224H123ZM128 223H131V222H128ZM179 223H178V224H179ZM250 223H248V224H250ZM82 224H84V225H82ZM85 224H87V225H85ZM112 224H113V223H112ZM178 224H176V225H178ZM182 224H183V223H180V224H179V227H180V225H182ZM226 224H228V225H227L228 227H229V225H230L231 228H232V227H235V226H233V224H236V221H235V223H233V224L230 223V221H229V223H228V222L225 223V225H226ZM6 225H7V226H6ZM12 225H13L14 227H13ZM75 225H77V226H80V225H81V227H76ZM102 225H104V224H102ZM119 225H120L121 227H119ZM126 225H127V226H126ZM130 225H131V224H130ZM217 225H219V224H217ZM217 225H216V226H217ZM222 225H224V224H222ZM222 225L220 224L219 226H222ZM250 225H252V224H250ZM253 225H254V224H253ZM0 226H1V225H0ZM3 226H4V227L6 226L7 228L5 227L6 229H5V228L3 229ZM21 226H22V225H20V228H18V229L23 228V227H21ZM32 226H33V223H32V225L30 226V227H31L30 229H32L33 227H35V226H37V225H34L33 227H32ZM38 226H39V225H38ZM83 226H84L85 228H87L88 230L85 231L86 229L83 228ZM110 226H114V225H109L108 227H110ZM124 226H126V228H122V227H124ZM193 226H194V224H193ZM219 226H217L218 229H219ZM117 227H118V228H117ZM127 227H128V228H127ZM81 228H82V229H81ZM113 228H114V227H113ZM119 228H120L121 230H123V229L128 230V229H129V230L132 231V232L129 233V232H128L129 230H128V231H126V232H128V233H126V232L124 233V231H122V232H123V235H126V236H123L122 233L120 232L121 230L118 231ZM131 228H132V229H131ZM193 228H194V227H193ZM212 228H213V227H212ZM212 228H211V229H212ZM214 228H215V227H214ZM214 228H213V229H214ZM254 228H255V227H254ZM24 229H25V227H24ZM35 229H36V231L39 230L37 227H35V228H33L34 231H33V230H31V231H32V232H36ZM79 229H81V230H79ZM159 229H160V230H159ZM181 229H182V230H181ZM194 229H195V228H194ZM229 229H230V228H229ZM233 229H236V228H232V229L229 230L230 233L232 234V236H233L234 234H236V231H237V230L233 231ZM10 230H9V231H6L5 233H3V235L5 236V234H6L7 232H12V231H10ZM15 230H17V229H15ZM27 230H28V229H27ZM109 230H110V229H109ZM158 230H159V231H158ZM18 231H19V230H17L16 232H18ZM83 231H84V232H83ZM214 231H216V230H214ZM219 231H220V230H219ZM231 231H232V232H231ZM21 232H23V231H21ZM32 232H29L28 234H23V235H27V237H28L30 234H31V235H34L35 233L32 234ZM38 232H39V231H38ZM38 232H37V233H38ZM76 232L74 231L73 233H76ZM86 232H87V233H86ZM89 232H90V231H89ZM111 232H112V231H111ZM119 232H120V233H119ZM147 232H148L149 234H151V235H150V236L147 235V234H148ZM160 232H161V233H160ZM212 232H213V231H212ZM234 232H235V233H234ZM1 233H2V232H1ZM23 233H24V232H23ZM37 233L35 234V237H34V238L32 237L33 239H36V235H37ZM83 233H84V234H83ZM193 233H196L195 230H194ZM210 233H211V232H210ZM210 233H208V234H210ZM214 233H216V232H214ZM218 233H219V232H217L216 234H218ZM14 234H15V233H14ZM17 234H19V233H17ZM129 234H131V236H132L133 238H135L134 236H136L137 239L130 238L131 236H127V235H129ZM132 234H134V236H133ZM0 235H1V234H0ZM20 235H22V234H20ZM74 235H75V234H74ZM107 235H108V234H107ZM121 235H122V236H121ZM176 235H177V234H176ZM178 235H180V234H178ZM185 235L188 236V237H190V238L186 237ZM196 235H197V233H196ZM219 235H221V234L219 233ZM4 236H3V237H4ZM12 236H14V235L12 234ZM15 236H16V235H15ZM77 236H74V238H76ZM234 236H236V235H234ZM16 237H17V236H16ZM19 237H20V238H21V237L27 238V237H25V236H19ZM19 237H17V239H19ZM30 237H31V236H30ZM124 237H125L126 239H125ZM128 237H129V238H128ZM144 237H145V239L148 241L147 243L145 242L146 240L141 239V238H144ZM210 237H211V236H210ZM217 237H219V236H217ZM0 238H2V235H1ZM14 238H15V237H14ZM14 238H13V239H14ZM32 238H27V239H29V240H28L29 242H27L28 245H24V246H23V244H27L24 240H23L24 242H22V240H18V241H16V242H14V243H17L18 245H17V244H13V245H12V242L14 241V240L12 239V240H11V244L8 243L9 245L7 244V246H6L5 248H3V247L5 246L4 244H6V241H7V240H6L5 238H4V239L2 238L1 240H2V241L5 240V243H3V242L0 241V242H1V244H0V250H1V249H4L5 251L8 250V251H7V252H8L7 254H10L11 257H16V256H18V254H20V253H25V252H27V250H25V251L22 250V249H24L25 247H26L25 249H27V247H28V248H33V246H31V244H32L33 242L35 243V240H32V243H31L30 239H32ZM77 238H78V237H77ZM86 238H87V237H86ZM123 238H124V239H123ZM127 238H128V239H127ZM138 238H139L140 240H143L144 243H143V241L141 242L140 240H139V241H134L135 243L133 242V240H138ZM186 238H188V239L186 240ZM207 238H208V237H207ZM7 239H8V237H7ZM87 239H89V238H87ZM87 239H86V240H87ZM121 239L124 240V241H122ZM162 239H163V238H162ZM193 239H192V240H193ZM210 239H212V238H210ZM9 240H10V239H9ZM9 240H8V241H9ZM78 240H79L80 242H79ZM114 240H115V242L118 243V244L114 243V242H113ZM183 240H184V241H183ZM207 240H208V239H205V240H203V242H205V241H207ZM216 240H218V239H216ZM107 241H108V240H107ZM126 241H127V242H126ZM129 241H131L132 243L130 242V243L128 244ZM182 241L185 242L186 244H184V243H183V245L180 244V243H182ZM89 242H91V240H90V241L88 240V241H86L85 243H82L83 245L80 244L79 246H78V245L75 246V244L73 243L74 246H75V249H74V248H73V249H74V250H77V249H78L77 252H76L75 254H77V253H82V251H83L84 249H87V251L84 250L83 254H84V255H87V254H85V253H89L90 255H93V254L90 253V251H91L92 249L90 250V248H89V247H91V243H89ZM123 242H125V243H123ZM137 242H141V243L139 244V246H142L141 244L143 243V245H145V246H142V248H144V249L140 250L141 247H138V246H137V244H136ZM150 242H151L152 244H150ZM166 242H167V243H166ZM22 243H23V244H22ZM49 243H50V242H49ZM49 243H48V244H49ZM113 243H114V244H113ZM126 243H127V244H126ZM214 243H215V240H214ZM48 244L46 245V247L43 246V249L47 250V248H48L49 250H51V249L49 248V247H51V246H48ZM76 244H77V243H76ZM86 244H87V245H86ZM123 244H124V245H123ZM161 244H162V245H161ZM205 244H206V243H205ZM14 245H15L17 248H15ZM20 245H22V247H21ZM33 245H34V244H33ZM130 245H134L135 248H134V246H130ZM149 245H150V246H149ZM163 245H166V247L163 246ZM184 245H186V246H184ZM8 246H10L11 248L9 247V249H6V248H8ZM29 246H31V247H29ZM82 246H83V247H82ZM105 246H106V245H105ZM105 246H104V247H105ZM110 246H108V247L110 248ZM124 246H125V247H124ZM128 246H130L129 248H131L130 251H129ZM162 246H163V247H162ZM181 246H182V247H181ZM209 246H210V245H209ZM78 247H79L80 249H82V250H80ZM85 247H86V248H85ZM112 247H113V248H112ZM136 247H138L139 249L136 248ZM164 247H165V248H164ZM172 247H174V248H176V249H174V248H172ZM12 248H14L15 250H13ZM41 248H42V247H41ZM161 248H162V249H161ZM43 249L40 250V251H41L40 254H42V252H43V255L37 254V256H38V260H37L36 264H37V263H39V264H47V263H48V264H52V263H53V264H57V263H58V264H63L62 261L64 262V264H73L72 261H73V262H76V260H80V259L83 260L82 257H86V256H80V259H76V258H79V257H76V256L74 255V253H73V256H74V257H73V259H72V261H71V257H69V256L66 257L67 260H65V259L63 260V259L60 258L59 256L57 257L58 259H56V257L53 256V255H55V254H52V253H51V254H50L51 259H50V258H47V260H46V259L44 260L45 257L43 258V256H47V255L49 254V252H47V251H49V250H47V251H42ZM102 249H103V248H102ZM135 249H136V250H135ZM151 249H152V250H151ZM164 249H165V251H164ZM4 250H3V251H4ZM9 250H10V251H9ZM21 250H22V251H21ZM79 250H80V251H79ZM132 250H134V251L131 252ZM137 250H138V251H137ZM162 250H163V251H162ZM19 251H20V253H16V252H19ZM23 251H24V252H23ZM40 251H38V253H39ZM95 251H96V250H95ZM119 251H120V252H119ZM157 251H158V252H157ZM160 251H162V252H160ZM180 251H181V250H180ZM28 252H29V251H28ZM28 252H27V253H28ZM50 252H51V251H50ZM74 252H75V251H74ZM93 252H94V251H92V253H93ZM102 252H103V253L105 252V254H107V255H105V254H100V253H102ZM109 252H110V253H109ZM126 252H128V253H126ZM138 252H140V253H138ZM153 252H155V253H153ZM0 253H1V251H0ZM45 253H46V254H45ZM47 253H48V254H47ZM96 253H97V252H96ZM96 253H95L93 256H97ZM123 253H124V254H123ZM151 253H152V254H151ZM156 253H157V254H156ZM162 253H164V255L161 256ZM170 253H171V252H170ZM178 253H179V252H178ZM13 254H15V256H13ZM83 254H79V255H83ZM113 254L116 255L114 258H113V256H112ZM118 254H119V255H118ZM120 254H121V256H120ZM155 254H156V255H155ZM3 255H6V254H3ZM39 255H40V256H39ZM77 255H78V254H77ZM90 255H89V256H90ZM103 255H105V257H103ZM109 255H110V257H108ZM123 255H124V256H123ZM127 255H129V256H127ZM158 255H159L161 258H159ZM168 255L171 256L170 254H168ZM172 255H173V254H172ZM1 256H2V255H0V257H1ZM10 256H9V258H8V256H7V259H10V258H11ZM20 256H21V255H20ZM23 256H25V255H23ZM26 256H30V255H26ZM52 256H53V258H55L56 260H53V259H52ZM56 256H57V255H56ZM166 256H167V255H166ZM39 257H40V258L42 257V258L39 260ZM75 257H76V258H75ZM90 257H92V256H90ZM119 257H120V258H119ZM121 257H122V258H121ZM146 257H147L148 259H150L149 262L146 260V259H147ZM155 257H158V259H155ZM1 258L4 259L3 261H5V259H6L5 256H3V257H1ZM1 258H0V260H2ZM26 258H27V257H26ZM96 258H97V259H96ZM98 258H100V259H98ZM101 258H105V259L102 260ZM106 258H107V259H106ZM112 258L114 259V262H112V261H113ZM151 258H153V259H151ZM172 258H173V257H172ZM60 259H61V260H60ZM74 259H75V260H74ZM140 259H141V260H140ZM170 259H171V258H170ZM19 260H20V259H19ZM57 260H58V261H57ZM87 260H89V258H88V259L85 258V261H87ZM109 260H110V261H109ZM120 260H121V261H120ZM137 260H138V261H137ZM162 260H163V261H162ZM3 261H0V262H3ZM11 261H14V258H11ZM15 261H16V259H15ZM15 261H14V262H15ZM43 261H44V262H43ZM46 261H47V262H46ZM54 261H55V262H54ZM60 261H61V262H60ZM94 261H91V262H94ZM104 261H105V263H104ZM136 261H137V262H136ZM151 261H152V262H151ZM165 261L168 262L167 260H165ZM17 262H18V260H17ZM17 262H16V263H17ZM69 262H70V263H69ZM88 262H90V261H88ZM88 262H86V263H88ZM91 262H90V263H91ZM107 262H108V263H107ZM79 263H80V262H79ZM81 263H82V262H81ZM86 263H84V264H86ZM172 263H174V262H172ZM12 264H13V263H12ZM14 264H15V263H14ZM17 264H19V263H17ZM76 264H78V263H76ZM162 264H163V263H162ZM168 264H169V263H168Z\"/></svg>",
    "mask_w": 264,
    "mask_h": 264
}]
</instances>
